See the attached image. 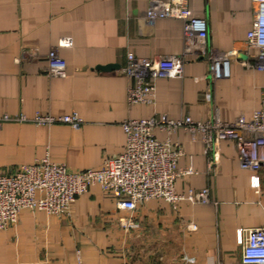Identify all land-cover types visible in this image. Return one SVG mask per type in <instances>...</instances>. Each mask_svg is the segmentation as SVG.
I'll use <instances>...</instances> for the list:
<instances>
[{"label":"crops","instance_id":"1","mask_svg":"<svg viewBox=\"0 0 264 264\" xmlns=\"http://www.w3.org/2000/svg\"><path fill=\"white\" fill-rule=\"evenodd\" d=\"M150 0H0V169L43 157L69 170L98 168L120 153L128 118L167 117L211 123L250 119L264 89L258 49L246 33L256 14L253 0H187L189 14L203 18L206 36L187 37L180 17L147 16ZM70 36V47H56ZM230 52L228 73L214 77L210 51ZM65 63V75L49 72V54ZM180 58L181 72L156 78L153 99L129 103L133 78L124 70L127 54ZM115 64V67H99ZM76 112L81 123L36 124V113ZM24 116L25 120L16 117ZM209 143L183 127L159 139L178 143L177 167L194 173L174 184L175 203L152 198L132 213L139 223L126 229L125 211L114 196L93 184L58 215L22 208L15 225L0 229V264H156L149 248L169 249L165 264H213L239 257V228L264 223V176L244 169L236 142ZM206 188L208 201L194 200ZM39 195V194H38ZM197 225L195 230L189 222ZM145 249V250H140ZM152 257V258H151Z\"/></svg>","mask_w":264,"mask_h":264},{"label":"built area","instance_id":"2","mask_svg":"<svg viewBox=\"0 0 264 264\" xmlns=\"http://www.w3.org/2000/svg\"><path fill=\"white\" fill-rule=\"evenodd\" d=\"M257 10L251 27L246 33L249 47L258 49L257 68L264 70V0H253ZM147 16L180 17L185 20V34L195 33L204 39L206 23L203 18L189 14L187 0H150ZM70 36L58 39L56 47H70ZM230 52L211 50L209 70L214 77L228 73L227 58ZM49 72L54 76L65 75V63L56 52L49 54ZM127 74L133 78L128 90L129 103H146L153 99L156 78L172 77L180 74V58L136 57L127 54ZM11 119L4 115L1 121ZM25 120L24 116L16 117ZM32 121L36 124L66 123L77 127L81 119L76 112L58 116L36 113ZM178 127L187 129L192 136L201 132L205 142L210 141L213 132L215 141L231 139L236 142L240 164L253 172L254 184L257 175L264 176V89L259 106L253 110L250 119L239 115L232 122H224L215 117L209 124L195 121L186 116L182 119L167 117L128 118L122 122L126 135L123 150L113 156L105 157L98 168L69 170L63 163L43 157L31 164H20L11 174L0 169V229L15 225L22 208L41 209L58 215L68 209L70 203L93 185L110 192L115 198V206L127 215L120 217V224L126 229H136L139 223L132 213L138 205L152 199L163 198L175 203L182 195L176 193L174 184L177 178L194 173L193 168L177 167L178 159L184 154L178 143L169 139H159L156 129L173 131ZM39 194V195H38ZM194 200L208 201V190L201 188L194 192ZM189 229L197 225L189 222ZM240 246L239 257L232 261L217 260L213 264H264V223L237 230ZM77 264H85L79 261ZM130 264V263H126Z\"/></svg>","mask_w":264,"mask_h":264},{"label":"rangeland","instance_id":"3","mask_svg":"<svg viewBox=\"0 0 264 264\" xmlns=\"http://www.w3.org/2000/svg\"><path fill=\"white\" fill-rule=\"evenodd\" d=\"M169 249L170 248H168V249L162 248L161 249V248L152 247V248H149V249H146V250L147 251H151L152 257H154V258L156 257V259L158 257H161L160 258L161 260H159V258L157 260H155L156 264H165V262H163L165 260V252L168 253ZM140 250H145V249H140Z\"/></svg>","mask_w":264,"mask_h":264},{"label":"water","instance_id":"4","mask_svg":"<svg viewBox=\"0 0 264 264\" xmlns=\"http://www.w3.org/2000/svg\"><path fill=\"white\" fill-rule=\"evenodd\" d=\"M116 65L115 64H108V65H104V66H101L99 67L100 69H108L110 67H115Z\"/></svg>","mask_w":264,"mask_h":264}]
</instances>
